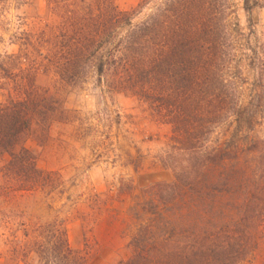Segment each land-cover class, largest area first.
<instances>
[{
	"label": "trees",
	"instance_id": "16d2710c",
	"mask_svg": "<svg viewBox=\"0 0 264 264\" xmlns=\"http://www.w3.org/2000/svg\"><path fill=\"white\" fill-rule=\"evenodd\" d=\"M226 2L215 0L208 15L202 0H164L137 24L132 23L136 10L122 11L115 0L52 3L62 18L60 32L71 39L59 43L64 64L74 67L77 60L106 76L119 71L117 83L138 88L135 93L172 125L170 151L161 162L173 171V180L154 182L139 194L132 182L121 181L110 196L121 202L127 194L133 198L128 207L132 254L118 264H247L260 249L264 43L254 51L256 86L243 106L244 78L232 70L236 51L233 42L227 43L234 29L226 21ZM243 10L248 15L263 11L264 0H243ZM211 19L218 23L212 26ZM118 27H126L125 35L113 44L105 41ZM211 35L213 71H181V85L167 89L170 59L192 52ZM52 109L50 100L36 93L0 103V148L10 157L4 169L10 191L34 197L39 191L58 197L66 193L60 173L39 169L25 147L15 150L31 129L32 116L47 117ZM72 200L67 196L63 207L45 220L30 214L13 229L14 251L26 264H86L88 254L72 249L68 241V216L62 209Z\"/></svg>",
	"mask_w": 264,
	"mask_h": 264
},
{
	"label": "rangeland",
	"instance_id": "374dc122",
	"mask_svg": "<svg viewBox=\"0 0 264 264\" xmlns=\"http://www.w3.org/2000/svg\"><path fill=\"white\" fill-rule=\"evenodd\" d=\"M53 1L0 0V103L36 93L53 105L47 117L32 116L31 129L15 150L25 147L39 169L60 173L66 190L63 197L10 191L4 177L10 157L0 148V264H26L14 251L13 229L30 214L45 220L63 207L69 195L74 203L62 211L68 216L71 248L88 254L86 264H118L132 254L128 207L133 198L127 194L121 202L110 196H115L121 181L132 182L134 194H139L154 182L173 180V171L161 162L170 151L173 129L168 117L161 118L150 101L135 93L138 88L117 83L119 71L106 76L84 62L76 60L74 67L64 64L59 43L71 39L60 32L62 18ZM141 1L115 3L122 11L135 9L132 23L137 24L164 0H146L138 8ZM202 3L211 15L215 0ZM226 6V21L234 29L227 40L236 51L232 70L242 72L245 106L256 86L254 51L264 43V10L248 15L243 0H227ZM217 23L210 20L212 26ZM125 33L126 27H118L105 41L113 44ZM214 38L200 40L192 52L170 59L167 89L181 85L177 77L181 71H213ZM247 264H264V239L254 261Z\"/></svg>",
	"mask_w": 264,
	"mask_h": 264
}]
</instances>
